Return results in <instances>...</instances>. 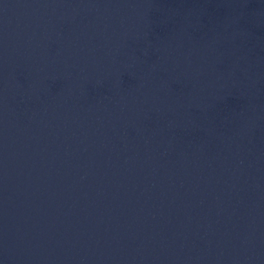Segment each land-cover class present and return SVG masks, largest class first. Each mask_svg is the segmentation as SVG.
<instances>
[{"label": "water", "instance_id": "95a60500", "mask_svg": "<svg viewBox=\"0 0 264 264\" xmlns=\"http://www.w3.org/2000/svg\"><path fill=\"white\" fill-rule=\"evenodd\" d=\"M0 264H264V0H0Z\"/></svg>", "mask_w": 264, "mask_h": 264}]
</instances>
